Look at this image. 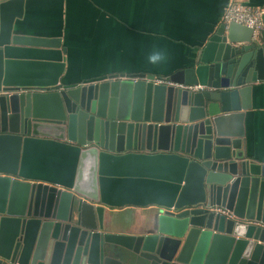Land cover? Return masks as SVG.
Returning a JSON list of instances; mask_svg holds the SVG:
<instances>
[{
  "label": "water",
  "instance_id": "95a60500",
  "mask_svg": "<svg viewBox=\"0 0 264 264\" xmlns=\"http://www.w3.org/2000/svg\"><path fill=\"white\" fill-rule=\"evenodd\" d=\"M27 1L0 0V264H264L245 132L263 39L221 23L172 85L70 86L62 39L20 26ZM129 207L144 222L106 231V210Z\"/></svg>",
  "mask_w": 264,
  "mask_h": 264
},
{
  "label": "crops",
  "instance_id": "0c3cea01",
  "mask_svg": "<svg viewBox=\"0 0 264 264\" xmlns=\"http://www.w3.org/2000/svg\"><path fill=\"white\" fill-rule=\"evenodd\" d=\"M230 0H28L19 22L30 36L60 38L67 49L68 85L106 81L112 74L153 75L157 80L192 67L222 22ZM250 8L264 0H234ZM258 39H263L264 36ZM153 48L166 60L150 64ZM249 158L264 163V82L254 84L245 116ZM137 208L105 212L110 233H131L144 222Z\"/></svg>",
  "mask_w": 264,
  "mask_h": 264
},
{
  "label": "built area",
  "instance_id": "2783aa9c",
  "mask_svg": "<svg viewBox=\"0 0 264 264\" xmlns=\"http://www.w3.org/2000/svg\"><path fill=\"white\" fill-rule=\"evenodd\" d=\"M222 22L225 24L235 23L237 25L246 27L253 31V40H258L259 37L264 36V6L258 8H250L241 3H238L237 1L230 0L225 9ZM155 83L172 85L171 83L157 79ZM177 87L184 88L182 86ZM188 89L197 91L201 88L194 87ZM213 211L225 215L228 218H233L232 214L225 209L216 208Z\"/></svg>",
  "mask_w": 264,
  "mask_h": 264
},
{
  "label": "clouds",
  "instance_id": "9594fccd",
  "mask_svg": "<svg viewBox=\"0 0 264 264\" xmlns=\"http://www.w3.org/2000/svg\"><path fill=\"white\" fill-rule=\"evenodd\" d=\"M148 63L150 64H159L166 60V53L164 50L159 48H153L147 55Z\"/></svg>",
  "mask_w": 264,
  "mask_h": 264
}]
</instances>
